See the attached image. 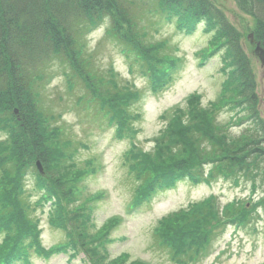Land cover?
I'll return each instance as SVG.
<instances>
[{
	"label": "trees",
	"instance_id": "1",
	"mask_svg": "<svg viewBox=\"0 0 264 264\" xmlns=\"http://www.w3.org/2000/svg\"><path fill=\"white\" fill-rule=\"evenodd\" d=\"M147 1L151 12L161 19L175 21L181 31L192 33L203 26L204 31L223 38L226 56L235 67L231 74L235 78V90L228 91L231 95L222 94L214 108L211 104L201 106L202 111L194 115H191L193 108L182 116L181 108L175 110L166 130L155 139V150L130 152L128 168L137 184L132 206L148 200L157 189L170 186L179 171H200L209 162L204 159L210 156L218 161L210 162L214 171L223 172L226 177L258 178L264 171V121L256 108L254 75L244 61L237 33L210 0H143ZM236 2L254 15L255 35L264 47V0ZM136 6L137 3L131 5L126 0H0V132L5 134L4 140H0V175L9 178L5 179L6 183L12 184L9 190H0V263L9 264L19 255L25 256L31 246L39 245V221L33 215L36 209L32 205L49 204L48 221L66 234L67 241L56 248L58 251L76 252L81 247L79 239L70 231V221L76 213L75 202L68 198L64 183L67 167L71 166L72 155L80 144L71 140L62 126L51 124L54 114L39 108L35 80L43 79L38 68L56 56L85 89L86 94L80 101L95 110L96 118L114 124L118 134L123 135L130 129L129 107L138 93L127 87L119 89L115 95H100L88 83L89 78L97 77L79 72L91 66L90 60L81 64L84 58L80 49L83 34L95 23L108 20L106 35L122 46L132 64L147 74L151 72L150 82L157 86L165 71L161 74L153 71H157L155 63L166 57L167 44L159 42L152 48L140 45L139 49L132 46L136 36L132 28L137 29L142 21ZM151 49L156 53H150ZM131 52L136 55L134 59L130 58ZM109 85L114 86L112 82ZM224 106L246 112L237 121L239 124L250 121L252 125L237 139H232L235 137L215 124L216 115ZM36 161L41 162L44 176L33 170ZM28 169L34 173L32 191L39 193L37 198L26 191L23 184ZM32 197L36 199L30 204ZM30 210L32 215L28 216ZM192 212L182 218H164L157 233L161 244L175 249L173 257L179 262L180 255L188 259L202 256L204 244L211 235L208 229L200 226L204 220L201 217L208 216V204L197 206ZM184 221L191 222L182 224ZM116 222L109 223L101 236L106 237ZM91 251L90 247L86 252L88 258Z\"/></svg>",
	"mask_w": 264,
	"mask_h": 264
},
{
	"label": "rangeland",
	"instance_id": "2",
	"mask_svg": "<svg viewBox=\"0 0 264 264\" xmlns=\"http://www.w3.org/2000/svg\"><path fill=\"white\" fill-rule=\"evenodd\" d=\"M126 1L131 5L137 3V14L142 19L137 29L132 28L136 32L132 46L137 49L140 45L152 48L165 41L166 57L155 63L158 72H153L161 74L166 69L175 72L177 66L178 69L173 76L166 77L162 88L157 89V84L154 89L143 70L132 66L125 57L122 46L106 35L108 20L95 23L94 27L84 33L80 49L84 60L81 64L90 60L91 66L85 71L80 66L82 71H78L97 77L89 78L88 83L102 96L110 93L115 95L119 89L127 87L138 93V98L131 102L134 106L131 112L133 115H130L133 116L132 129L136 133L129 132L126 137H121L123 140H119L110 124L96 118L93 108L78 101L85 91L79 84L73 88L68 86L70 77H66V74L69 69L56 56H52L38 68L43 78L35 80L39 108L54 114L55 119L51 124L62 126L70 139L80 144L72 155L71 166L67 167V180L64 183L69 192L68 198L75 202L73 208L76 213L70 221V231L75 239H79L81 247L77 249L79 254L75 256H72L75 252L57 249L48 259L32 254L30 264H121L119 260L122 256H127L122 264H135L136 261L144 264H264V175L260 174L256 182L241 180L238 185L232 180L219 178L218 173L213 174L210 184L205 180L196 183L184 178L173 189L158 192L149 203L129 212L128 207L137 184L133 185L128 178L132 175L128 174L124 165L129 153L133 151L132 147L135 146L136 152L141 149L153 151L151 139L160 133L164 125H169L168 117L176 106L182 107L181 116L184 112L189 114L190 108H193L191 115L201 112V106L211 104L214 108L222 94L235 90V78L233 75L231 77L235 67L230 63L231 60H226L223 38L205 32L203 28H199L201 26L192 34H185L177 30L174 22L159 19L149 12V8H146L151 7L148 1ZM210 1L221 12L224 21L237 33L244 61L254 75V92L258 98L256 108L264 120V61L261 63L260 51L257 50L256 43L259 41L255 35L256 19L253 14L240 7L236 0ZM251 35L256 43L249 39ZM259 44L264 49L260 42ZM150 53L156 52L151 49ZM199 53L203 54L200 56ZM135 56L134 52L130 53V58L134 59ZM176 58L180 61L173 64L172 61ZM223 67L225 71H222ZM111 82L114 86L109 85ZM231 92L228 94L231 95ZM116 103L122 107L120 102ZM238 111L229 106L222 107L215 118V124L228 130L235 137L232 139H237L245 129L252 127L250 121L233 126L232 120L244 115H238ZM161 116L168 118L166 124L161 121ZM4 137L5 134L0 132V140H4ZM204 161H209L201 168L205 176L210 168L214 171L210 162L218 161L212 160L211 156ZM33 170L25 171L23 184L26 191L37 198L39 193L32 191ZM49 173H52L51 169ZM5 179L9 178L0 175V190L11 188L12 184L6 183L8 180ZM211 195L214 197L208 208V216L201 217L204 220L200 226L208 231L217 230L218 234L210 245L204 246L202 254L206 255L205 258L188 259L185 255H180L179 262L173 257L175 249L160 244L155 238L159 228L156 226L157 221L169 213L178 217L175 211L183 208L179 213L186 212L194 202ZM36 198H29L30 204ZM250 199L258 204L259 199L263 201L262 206H254L250 211L257 209L246 227L235 228L229 225L236 211L231 210L229 216L224 218L221 208L225 204H233L240 211ZM42 201H45V197ZM32 208L36 209L33 215L39 221L37 231L40 247L48 250L67 241L66 234L52 227L48 221L49 204L42 208L32 205ZM250 212L244 211L242 215L248 216ZM29 215H32L31 210L28 211ZM118 216L122 218V223H115L106 237L101 236L105 232L102 233V230L114 219H118ZM189 222L191 221H184L182 224ZM180 226L178 224V228ZM97 235L99 237L96 239ZM90 247V257L86 258L83 252H89Z\"/></svg>",
	"mask_w": 264,
	"mask_h": 264
},
{
	"label": "water",
	"instance_id": "3",
	"mask_svg": "<svg viewBox=\"0 0 264 264\" xmlns=\"http://www.w3.org/2000/svg\"><path fill=\"white\" fill-rule=\"evenodd\" d=\"M261 59H262V55H261Z\"/></svg>",
	"mask_w": 264,
	"mask_h": 264
}]
</instances>
